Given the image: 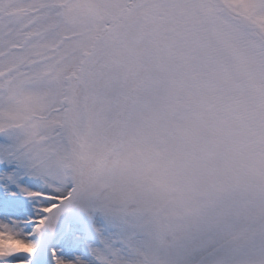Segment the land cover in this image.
<instances>
[{
	"label": "snow or ice",
	"instance_id": "6c2138e0",
	"mask_svg": "<svg viewBox=\"0 0 264 264\" xmlns=\"http://www.w3.org/2000/svg\"><path fill=\"white\" fill-rule=\"evenodd\" d=\"M0 264H264V0H0Z\"/></svg>",
	"mask_w": 264,
	"mask_h": 264
}]
</instances>
